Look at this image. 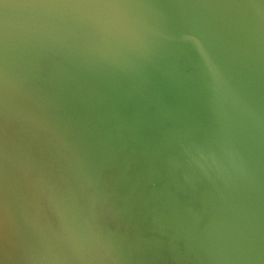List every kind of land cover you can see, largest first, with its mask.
Listing matches in <instances>:
<instances>
[{"label":"water","instance_id":"1","mask_svg":"<svg viewBox=\"0 0 264 264\" xmlns=\"http://www.w3.org/2000/svg\"><path fill=\"white\" fill-rule=\"evenodd\" d=\"M0 264H264V0H0Z\"/></svg>","mask_w":264,"mask_h":264}]
</instances>
